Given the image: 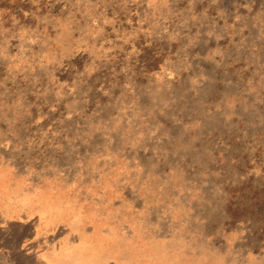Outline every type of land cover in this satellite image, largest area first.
Wrapping results in <instances>:
<instances>
[{"label":"rangeland","instance_id":"374dc122","mask_svg":"<svg viewBox=\"0 0 264 264\" xmlns=\"http://www.w3.org/2000/svg\"><path fill=\"white\" fill-rule=\"evenodd\" d=\"M0 264H264V0H0Z\"/></svg>","mask_w":264,"mask_h":264}]
</instances>
